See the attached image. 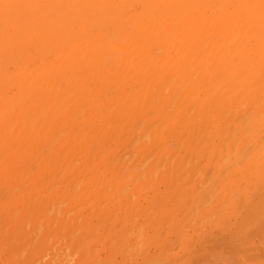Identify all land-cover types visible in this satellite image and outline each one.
Here are the masks:
<instances>
[{
	"label": "bare ground",
	"instance_id": "bare-ground-1",
	"mask_svg": "<svg viewBox=\"0 0 264 264\" xmlns=\"http://www.w3.org/2000/svg\"><path fill=\"white\" fill-rule=\"evenodd\" d=\"M258 20H262L264 22V0H0V189H1V187L4 188V190H3V188L0 190L1 191L0 199L2 198V200H5V202L8 204V206H6L7 204H5V202L0 200V208L4 209V214L2 213L3 211L2 212L0 211V213H1L0 216L3 215L2 217H6L5 213L7 211V208H9V211L15 208V211L17 213L19 209L21 210L22 208H24L23 205L24 206L27 205V209L29 207V209H28L29 212H28V210L25 209L26 208L25 207L24 208L25 210H22L23 212L19 211V214L17 213V215L20 217V220H19L17 215H16L17 218H14L12 216L13 214H15L14 210H13L14 212L12 211V213H13L12 215L9 214L11 212L7 211L8 214H7L6 219L8 220V222L5 221V222H7L5 225L2 224V222H1L2 229H0V231H1L0 234L4 231H5L3 233L4 235L6 234L7 231L9 232L8 234L12 233L11 235H13V232H15L14 234L16 235L19 232L20 233H26V231H27V234L29 232L31 234V232L34 231V230H32L34 228L30 227L31 229H28V227L26 226L27 219H29V217H30V219L28 220V221H30V222H28L30 224H28V225L32 226L33 224L37 225V223H39L38 221L40 219L37 220L38 218H44V219L48 218L47 209L49 211V210H53V209L57 208V206L54 207L55 205H52V207L49 206L51 209L48 207L47 202L50 199H51L50 202H52L53 200H55V201L57 200L59 202L56 204V205H58V207H60L61 203H62V205L64 204V206L66 207L67 210L69 208L74 210L75 207H76V209L78 207H80V205L78 207L75 206L74 208L71 207V205L72 206L74 205L71 203H73V201L76 200L75 195L79 194L77 192H80V190L82 189V188L80 189V186L84 187V185H85L81 180H78V177L80 178V175H82L80 173L83 172V173L87 174L88 176H90L92 179H94L95 174L97 173L98 167L100 165H103V163H102L98 166L99 160L100 159L104 160V158L109 156V155H112V156H110L111 158L116 156L115 155L116 154V149H115L116 147L114 148L115 149L114 150L111 146V144H114V142L116 140L115 135L118 138L120 137L119 139H121V136H120L121 134H122V136L123 135L124 136H126V135L131 136L132 135L131 133L135 130H137V131H135L133 133H137L136 135L140 134L141 132H143L141 130L142 129L141 127H143V129L145 128L147 130L148 126L146 124L148 122L146 121V123H145V120L148 118L147 116L150 113H152V111L149 113L150 110L156 111L155 112L156 115L153 117V119H156L154 121V123L157 122V120L161 121V123H163L164 121H166L167 117L170 118V116H168V115H171L169 113V112H171V110H168L169 107L170 108L172 107L171 109L176 111V109H174V107L176 108V106H178L179 103L181 104L183 102L182 99H184L185 97H184V94L182 95L181 93H185V95H186V91L184 89L187 86L186 82H188V79L190 82V83L188 82L189 87H190L189 90H191V88L194 87L191 85V82L193 85H195V87H198L196 85H200L202 83L201 81L206 82L207 76L204 72L205 70H203L204 67L202 68V66L201 67L199 66V67H197L198 69H201L200 70L201 73L198 70V72L200 73L199 75L196 71L197 68L196 69L194 68V72L197 73V74L195 73L196 76L198 75L197 77L196 76L194 77L195 80L194 79L192 81L190 80V78H193L192 75L194 74V72L192 73V75L187 74L188 77L186 79H183L182 77H180L184 80L183 83L181 81H179L183 84V87H181L182 84H180L181 89L177 88V87H179V84L176 83V82H178V79H176L177 81L174 84L175 86L173 85V89L176 92L179 91L178 93H180V96L176 92H175V94L172 93L173 92L172 86L170 84L168 86L167 83L170 82V80L172 79V77H174V75L177 73V71H179V70L181 71L182 68L185 69L186 67H188V66L190 67V65L195 63V62H192L186 66L185 64H187V61L188 62H191L192 60H197L196 62L203 61L202 63L204 64V62H209L210 60H214V59H222V60H228V61L239 60V61H242L244 63L245 62L248 63L251 60H260V61L264 60V32L260 31L258 29V27L256 25V22ZM247 42H250L252 44H250V43L247 44ZM245 45H247L248 47ZM251 46H255L256 50L253 51L251 49ZM184 60L186 62H182ZM179 62H182L184 64V66L182 65V63L180 65ZM214 64H215V61L212 64V67ZM210 65H211V63H210ZM242 65H243V63H242ZM257 67H259V66H257ZM229 68L230 67H228L227 69H229ZM262 71L264 72V70H262ZM202 72L206 76L205 80H203L204 75L202 74ZM229 72L230 71H228V73ZM238 74H239V72H238ZM185 76H186V74H185ZM185 76H184V78H185ZM189 76H192V77L189 78ZM216 76L217 75L215 74V77ZM220 76H218V78ZM225 76H226V74H225ZM225 76L223 75V77H225ZM240 76H239V78H240ZM177 78H179V77H177ZM196 78H198V80ZM263 78L260 77L259 79H263ZM166 80L168 82H166ZM185 80H187V81H185ZM205 82L203 84H205ZM256 82H254V83H256ZM217 83H219V82H217ZM229 84H227V85H229ZM224 85H226V83ZM238 85H239V83H238ZM252 85H254V84H252ZM252 85H250V86H252ZM202 86H204V85L201 84V88H202ZM195 87H194V89H195L194 91L192 89L191 91H188V92H196ZM260 87H262V86L260 85ZM226 88H227V86H226ZM256 88H258V87H256ZM168 89H170V90H168ZM177 89H178V91H177ZM182 89L184 91L181 92ZM222 89L223 88H221V90ZM247 89L244 88L245 91ZM231 90H233V89H231ZM256 90H254V91H256ZM259 90H257V91H259ZM167 91H168V93L170 91L171 92L169 94H167ZM206 91H208V90H206ZM240 91H242V90H240ZM257 91L254 92V95L252 94L253 92L250 95H248L249 93L247 94L249 96V99L250 100L252 99V103H253L252 104L249 102V105H248L249 107L251 106L252 108L253 107L255 108L256 105L254 103H256L260 99L261 96L260 97L258 96L259 98H256L257 95L260 94ZM260 92H261V90H260ZM262 92H263V90H262ZM224 93H227V91ZM232 93H233V91H232ZM256 93H257V95L255 96ZM171 94L173 96L177 95V98H176L177 100H175V104L176 103H178V104L175 106L173 105L174 104L173 100L175 97H173V100L171 101V98H172ZM169 95H171V96H169ZM187 95L188 96H186V98L187 97L189 98V94H187ZM224 95H226V94H224ZM251 95H253L252 97L253 98L255 97L256 99L253 100V98H250ZM169 97H171V98L169 99ZM215 97H216V99H218V96H215ZM235 97L236 98H233L234 100H236L237 97H239V96H235ZM247 97H246L245 101H247V99H248ZM199 98H201V97H199ZM261 98H263V97H261ZM212 99L214 102L213 96H212ZM249 99H248V101H249ZM197 100L198 99H196V101ZM210 102H208L209 104L207 103V106L205 105L207 108H209L207 110L208 112H210L209 111L210 107H211L210 104L214 105V103L212 102L211 99H210ZM233 102H235V101H233ZM226 103H227V101H226ZM241 103H242V101H241ZM259 103H261L260 100H259ZM251 104L254 106H252ZM195 105L194 106H195V111H196L197 103ZM262 105H263V103H262ZM189 106H191V105H189ZM214 107H216V106H214ZM249 107H248V111H249ZM257 107H258V104H257L256 108ZM204 109H205V107H204ZM204 109H203V111H204ZM243 109H244V107H242L240 109V111ZM167 110H168V112H167ZM173 110H172V112H174ZM191 110H192L191 114H193L195 112L193 105L191 106L190 111L187 114H189L191 112ZM246 110H247V108L244 109L243 111L247 112ZM211 111H212V107H211ZM218 111H219V109H218ZM233 111H235V110H233ZM233 111L231 110L230 112H232V114H233ZM147 112L149 114H147ZM165 112H167V113L165 114ZM184 112H185V108L183 110V113ZM206 112L203 113L204 116L205 115L207 116ZM216 112H217V110H216ZM244 112H242V111H241V113L238 112L240 115L239 114H236V115L237 116L239 115L242 119L241 115ZM247 113L244 115L249 116V114H247ZM258 113H259V111H258ZM184 114L181 113V115H183V116L178 115L179 116L178 117L179 118L178 123L183 118L189 117L188 115H187V117H185L186 114H185V116H184ZM191 114H190V116H191ZM153 115H154V112H153ZM153 115H151V116H153ZM172 115H173V113H172ZM206 116H205V118H206ZM229 116L231 117L232 115H229ZM207 117L209 118V115ZM144 118H146V119H144ZM173 118H174V116L172 117V119ZM141 119H144V121ZM243 119H245V118H243ZM203 120H204V123H202L203 121L201 120L202 126L197 121V123L199 124L198 126H201L199 128L196 125V122L195 123L193 122L195 125L192 124L194 126V128H195V126H197L195 128L196 131L198 128V130L201 129L199 131H202V133L204 132L203 134L201 132H199L200 135L201 134L203 135L202 137H204L205 130L207 129V127H206L207 125H205V123L208 119L206 118ZM225 120H227V119H225ZM140 121L142 123H144L145 125L144 124L142 125ZM229 121H231V120H229ZM183 122H185V120H182V122H180V123L183 124ZM134 123H135V125L140 124V125H138L139 127L136 128ZM154 123H152V124H154ZM158 123H160V122H158ZM158 123H155L154 127H157ZM161 123H160V125H161ZM178 123H176V126ZM207 123H209V125H210V119H209V121H207ZM227 123H228V120H227ZM152 124H150L151 127L148 129L149 131L147 130L148 133H150V131H151L152 136H154V135L157 136V134L159 136V134H162V133H159L158 131H157V134H155L156 130L160 129L159 128L160 126L158 127L159 129L156 128L154 130V127ZM203 124L205 125L206 128H204ZM226 124L223 125L222 127L224 128V126H227L228 128H230L232 126L231 125L229 127V125L231 123L229 125H226ZM209 125H208V127H209ZM130 126L132 127V129H134L133 128V126H134L135 130H133L131 132L132 129L130 128ZM145 126H147V128ZM219 126H221V125H219ZM152 127H153V129L151 130ZM169 127H170V125H169ZM177 127H179V124ZM177 127H175V130H174V127H172L173 129L169 128V130H167L169 132L170 136L167 135L168 133L166 131V133H167L166 135L169 136L171 140H172L171 137L173 136L171 133L176 131ZM187 128H188V126H187ZM194 128H192V129H194ZM221 128L218 129L219 132H222ZM261 128H262V126H261ZM139 129H140V133H138ZM202 129H205V130L203 131ZM170 130H174V131L170 132ZM254 130H256V129H254ZM225 131H227L226 128H225ZM206 132H208V131H206ZM148 133H147V135H149ZM175 133L176 132H174V135H175ZM180 133H182V131ZM222 133L224 134V132H222ZM140 135L142 136L141 138L146 137V133H144V136L142 135V133ZM140 135L137 137H140ZM184 135L186 136V138L188 136H189L188 138L192 137L191 133H190V135L187 134L188 136L183 133V136ZM219 135H221V133ZM194 136L196 137V140L194 137H192V139L194 141H196L195 143H197V145L193 142V140L190 142L189 139L185 138L187 141L183 140L182 147H180L182 138H179V139H181L180 145L178 144L176 146L177 151H176L175 155L173 153V156L175 158L176 157L178 158L177 152H179L178 155H179V158H181V159L178 158V160H177V158L175 159L173 157L174 160L172 159V161H170V158H172L171 157L172 153L170 154L168 159L163 157V160L165 158V160L167 159V161H168L166 164H163V165H165V167H168V168H165V171L163 170L165 174L163 173L162 170L161 171L159 170L160 176L158 174L159 179L158 178L157 179H158V181L159 180L161 181L162 175H167V176H165V177L163 176V177L166 180H168V179L169 180H168V182L167 181L164 182V180H163L162 185L167 182L165 184L166 186L171 184L172 187L175 186V188H176V186L178 185V187L176 189L181 191L180 187L182 186V191L184 190L183 189L184 185H180L181 182H179V181L177 184H176V182L181 177L186 178L187 175L190 177V174H193V173H191L192 172V168H191L192 166L190 165L191 167H189L188 171L191 170V172L189 173V172H186V170L183 171L184 168L186 169V167H184V165L186 166V165L191 164L192 160L194 158L196 160L197 158L194 157L192 160H187L190 163L189 162L182 163V162H185V161H183L184 158H185L184 160H186L191 155V153L189 154L187 152H189L192 149H193L192 151H194V148H192V147H194L195 145H196V147L199 145L198 149H200V147H201L199 144L201 142V138L199 140L198 139L199 135H197L195 133H194ZM123 137H122L123 142H127L128 144L131 143V145H129L130 147L127 145V147L130 148V149L128 148V150L126 148L127 152L129 150H130L129 153L134 154V152H135L137 157H138V154H140V153L137 154V150H139V148H140V150H139V152H140L141 149L143 148L142 142L143 143L146 142L145 139H147V137L149 138V136H147L145 139H142L143 140L142 142H140L138 140L141 138H136V140H135L136 136L131 141H130V139H129V141H127V138H125L126 140H124ZM174 137L175 136H173V138ZM152 138H150V140H148V143H149V141L151 144H153V142H154V144H157V145L153 144V148L155 149V147H156V149H157V147L160 145L161 142L157 143L158 141L155 138H158V137H155V138L152 137ZM237 138H238V136H237ZM245 138H247V137H245ZM170 139L168 138V141H170ZM213 139H211V140H213ZM225 139H226V137H225ZM153 140H156V142ZM197 141H199V142H197ZM103 142H107V143L110 142V143L108 144V146H104ZM137 142L138 143L140 142L141 146L138 147V145H137V147H136L137 150L133 152L132 147L135 146L134 144H137ZM206 142H204V143H206ZM132 143H134V144H132ZM187 143H189L190 145L192 143H194L195 145L194 146L188 145V148L186 149L185 147H187L186 146ZM224 143H225V141H224ZM144 144H143V146H144ZM114 145L116 146V144H114ZM201 145H202V143H201ZM229 145H231V144H229ZM263 145H262V147H263ZM119 146H121V142H120ZM149 146H150V144H149ZM149 146H147V145L144 146L145 149H142L141 153H143V154L142 155L140 154L141 156L144 155L143 157H145V158H146V156L147 157H149V155L151 156V153H149V154L146 152H145L146 154L144 153L145 150L146 151L148 150V152H150V150L153 149V148H151L149 150L148 149V148H150ZM223 146H224V144H223ZM125 147L126 146L124 144V148H122V149L125 150ZM151 147H152V145H151ZM178 147L180 149H178ZM122 149H121V151L123 152ZM185 149L187 150V152H184V151H186ZM230 150H231V148H230ZM118 151H120V150H118ZM180 151H182V153ZM192 151H190V152H192ZM197 151H199V150H197ZM222 151H224V149H222ZM257 151H258V149H257ZM120 152H119V154H117V156L115 157L116 159H114V161L118 160L120 158V156L123 153H125V152H123L120 155ZM207 152H209V151H207ZM129 153L126 155L130 156ZM168 153H170V152H168ZM168 153H167V155H169ZM183 153L186 155H184ZM194 153L195 152H193V154ZM132 154H131V156H132ZM187 154H189V155H187ZM238 154H240V153H238ZM123 155H122V158H124ZM126 155H124L125 158H126ZM157 155H159V153ZM157 155L154 157L155 159H156ZM262 156H263V154H262ZM134 157H135V155H134ZM137 157H135L137 159V161H135L136 159L134 158L135 162H138L139 157L138 158ZM143 157H141V159H140L141 161L139 160L140 162H142V160L145 161ZM192 157L193 156H190V158H192ZM212 157H214V155ZM132 158H133V156H132ZM129 159H131V157ZM105 160H106V158H105ZM119 160L122 161L123 159H119ZM210 160H212V159H210ZM123 161H124V163L126 162V164L129 166V161H126V159ZM149 161L148 162L151 164L152 160H149ZM174 161H177V163L179 162V165ZM112 163H113V160H112ZM168 163H170L169 164L170 166L168 165ZM120 164H122V163H120ZM126 164H125V167H122V169L123 168L126 169V167H127ZM137 164H139V163H137ZM176 164L178 166V167L177 166L176 167L179 169H177L175 167ZM108 165L110 166L111 164H108ZM163 165H161V166H163ZM171 165L172 166L174 165V167H171ZM247 165H249V164H247ZM262 165L263 164H261V166ZM244 166H246V165H244ZM145 167H146V165H145ZM104 168H106V167H104ZM152 168H153V165H152ZM172 168H174V171H176V173H178L180 171V173L177 174V176H179L178 179H177V176L175 175L176 174L175 172H174L175 173L174 176H176V177L173 176V170L171 171ZM259 168H260V166H259ZM103 169H101V170H103ZM124 169H123V171H124ZM133 169L135 170V169H137V167L132 168V170ZM140 169L142 171V168H140ZM140 169H138V170L140 171ZM148 170L151 171L153 169L150 170L149 165H148ZM112 171L113 170H111V173H112ZM118 171H120V170H118ZM141 171L139 173H141ZM145 171H147V170H145ZM182 171H183V173H182ZM255 171H256V169H255ZM121 172H120V174H121ZM138 172L136 174V177L134 176V178H136V179L138 178V175H139ZM148 172H146L145 175L149 174ZM76 173H78L77 174L78 176L76 178L77 180L72 179V177H74V175H76ZM107 173H108V170H107ZM132 173H131V175H132ZM207 173L208 172L206 171V175H207ZM116 174H115V177H117ZM170 174H171V176H169ZM182 174H184V175H182ZM127 175H128V173H127ZM127 175H124V176L126 177ZM103 176H104V174L102 175V177ZM85 177L86 176H84V178ZM154 177L152 178V180L154 179ZM82 178L83 177L81 176L80 179H82ZM134 178H133L134 182L136 183V181H137V182H139V184L138 183L135 184L134 182L131 183L132 185H134V188H136L135 192H134V190H132V192L142 194V191L139 192L140 188L138 189V186L140 185V180L138 181ZM115 179H114V181L111 180L112 183L116 182ZM139 179H141V176L139 177ZM188 179H187V181L189 182ZM103 180H106V178H104ZM170 180H172V182L174 180L175 183H171ZM232 180H234V179H232ZM100 181H101V179H100ZM155 181H156V179H155ZM101 182H100V184H98L99 186L102 184ZM145 182L147 184L148 180L147 181L145 180L144 183ZM148 183H150V182H148ZM168 183H170V184H168ZM174 184H176V185H174ZM201 185H203V184H201ZM156 186H158V185H156ZM69 187H71V189H72L71 192L74 194L68 192V191H70ZM92 187L94 188L95 186L92 185ZM172 187L170 186L171 193L168 192L169 193L168 194L166 192L168 194V196H170V197L172 196V198L175 197V200H176V198H179L180 203L183 201V199L186 200L183 202H187V203L190 202V201H188L189 198L184 196L186 193H189V192H187L186 190H185V194H184V192H181L180 193L181 197H182V199H181L179 196L180 194L179 195L175 194V196H174V193H178L179 191L176 189L173 191ZM73 188H74V191H73ZM87 188H89L88 185H87L86 189ZM99 188L101 189V187H98V189ZM132 188L133 187L131 186V189ZM158 188H159V186L157 187V189ZM170 188H166L165 190L170 189ZM46 189H48V190L46 191ZM77 189H79V190H77ZM102 189L103 190L106 189V186L104 187L102 185ZM137 189L139 191H137ZM162 189L164 191V188H162ZM230 189L231 188H229V190ZM17 190H19L20 193ZM51 190H53V191L56 190V193H55V191H54V193L57 197H56V199L49 198V200L47 201L48 197H46V196H48L49 194H46V193L48 191H49V193L52 192ZM112 190H109L106 192H104L105 190L103 191L104 195L100 196L101 200L99 198L100 203L105 202V201H102V196H104L103 198H108V193L109 192L113 193ZM120 190H121V187H120ZM150 190H151V188H150ZM44 191L46 193H44ZM126 191H127V189H126ZM203 191H204V189H203ZM2 192H4V194H2ZM103 192H101V193L103 194ZM127 192H128V194L131 193L129 190ZM193 192H194V190H193ZM5 193H6V195H5ZM81 193H84V190H81ZM97 193H96V195H97ZM118 193H120V192H118ZM122 193H123V191H122ZM151 193L152 192L147 191V194L145 195L146 197H145L144 201L147 200V195H149ZM157 193L160 194V190ZM164 193H165V191H164ZM141 194H139V195H141ZM52 195H49V196L53 197ZM79 195H81L82 197L84 195V199H85V195H87V194L84 193V194H79ZM90 195L91 194H89V196ZM151 195L148 197V199L150 201H151ZM258 195L259 196L262 195L263 197L262 196L258 197ZM258 195L255 194L257 199L254 197H253V199L254 200L255 199L260 200V202L263 204L264 200H262V198H264V193L258 194ZM127 196H129V195H126V197ZM186 196H189V195H186ZM5 197H6V199H5ZM124 197H125V195L123 196V198ZM133 197L129 198V201L132 202V200H134V202H132V203L134 204V206H136L139 203L138 202L139 199L136 200L138 197H136L135 199H133ZM165 197L167 198L166 194H165ZM183 197H185V198H183ZM110 198L111 197H109V200H110ZM121 198H122V196H121ZM125 198H124V200H125ZM139 198H141V196H139ZM258 198H260V199H258ZM156 199H158V201H157L158 203L156 204L155 201H154V203L157 205V207H155L154 204H152L150 209H154V211H156L155 209L159 208V206H161L159 209L161 212L159 210H157V212L155 213L154 211H151L149 209V211L154 212V213H151L148 211V213H151V215L150 214L146 215L145 211H144V213L141 212L143 210L140 207L142 205L141 202H140V204H138V206H136L137 209L140 208L139 210H137L136 207H134L132 203H128L127 202L128 200L126 201L127 204L125 203V205H123L124 203L121 204L120 203L121 201H120L119 206H116V205L115 206H116V208H119L118 209V210H120L119 212L124 211V213H125V211H127L126 213H129L128 216H131V215L134 216V220H132L133 219L132 216L129 218H132L131 222L135 223L136 217H138L137 213L143 214V216H142V214L139 215L140 219H141V216L143 217V219H144V216H145V218H147L146 216H149V217L151 216L152 219L154 218V220H155V216L158 212H160L157 214L158 216H159V214H161V216H159V218H160V217H162V214H164L162 212L167 211V213L164 214V215H166L164 217H167V214L172 212L171 211L172 207H170L169 205H168L169 208L166 207L167 204L164 203L165 201H166V203H168V202L170 203V201H171L172 203H174V205L175 204L178 205V207L179 206L183 207V205H184V204L179 205V202H177L178 204L175 203L176 201H174V202L172 200L168 201V199L164 200L163 197L161 199H160V197H157V198H155V200ZM86 200H88V199H85L84 203H86ZM93 200H94V198H93ZM161 200L162 201L164 200V201L162 202ZM179 200L177 199V201H179ZM88 201L91 203V200H88ZM106 201H107V199H106ZM141 201H143V200H141ZM44 202L46 204H43ZM89 202L86 204H88V206L90 205V207H91L92 204H90ZM136 202H137V204H136ZM255 202H259V201H254V204L249 203L250 205L252 204V207L249 204H247V203L246 204L249 205L248 206L249 209L251 207V211L255 210L256 207L258 208L261 206V208H258L260 210L256 209L254 212L252 211L253 216H251L252 215L251 211L248 209L249 211L248 210L247 211L250 213V214L248 213V215H250V217L247 218L248 217V215H247L246 218L248 220L244 217L246 219V221L243 220L245 223L241 221L242 223H240V224H241V226H243L242 225L243 223L246 225V224H249V222H253L254 227H253L252 223H250L252 226L249 224L251 231H253V229H254V231L256 229L258 231L259 228H260V230L261 229L264 230V228H262V227H264V221H263V219H264V213H263L264 204L259 205L258 203H256L257 204L256 205ZM2 203H4V205ZM53 203L54 202H52V204ZM65 203H68L67 204V206L69 205L68 208H67ZM95 203H94V206H95ZM98 203L99 202H97V204ZM152 203H153V201H152ZM241 203L242 202H240V204ZM34 204H37V205L35 206ZM106 204H109V202H107V203L105 202V204L101 203V205H106ZM128 204L129 205L131 204L129 210H127L128 206H129ZM147 204L148 203L146 201L145 206ZM30 205L31 206L34 205V207L39 208V209L34 208L35 209L34 214H39L40 216L34 215L32 213L33 212V206L31 207ZM62 205H61V207H62ZM113 205H114V203H113ZM126 205H128V206L125 207L126 209L124 210V206H126ZM164 205H166V206H164ZM98 206L100 208V205H97L96 206L97 210H98ZM106 206L108 207V205H106ZM120 206L121 207L123 206L122 210L120 209ZM253 206H255V208ZM2 207H4V208H2ZM5 207H7V208L5 209ZM44 207H47L46 211H45ZM65 207H63V208H65ZM162 207H163V209L166 208L167 210L166 209H165V211L162 210L161 209ZM16 208L18 210H16ZM31 208H32V210H30ZM42 208H44V209H42ZM96 208H94V209H96ZM113 208H114V206H113ZM252 208H254V209H252ZM76 209L74 210L75 211L74 214L72 213L73 210L69 211L68 213H71L69 215H72V214L75 215V213L77 211ZM87 209H85L86 213L89 211L91 212V210H92L91 208H90L91 210L88 209L89 211ZM94 209H93V211H94ZM146 209H147V207H146ZM224 209H222V210H224ZM231 209H233V208L231 207ZM38 210H39V212H38ZM61 210H62V208H61ZM61 210L55 209L53 211L58 214V217H60L58 211H61ZM108 210L110 211L111 209L108 208ZM118 210L116 212H118ZM174 210H176V209H174ZM30 211L32 214L30 213ZM83 211H84V209H83ZM93 211H92V213H93ZM105 211H107V210H105ZM134 211H135V213H134ZM176 211L179 212L178 210H176ZM20 212L22 213V217L24 216L23 214H25L26 218L24 219V217H23L24 220H21L22 217H21ZM27 212H28V216H26ZM50 212L51 211H49V213ZM65 212H66V210L64 211V214H65ZM79 212H80V214L82 213L81 211H79ZM175 212H172L171 213L172 215L171 214L168 215V217L171 220L173 218L172 221H169L170 219L168 217L164 218V220L166 221L168 219L167 220L168 223L173 222L176 219L175 216H177V215H175L177 212L176 213ZM181 212L182 211H180V213ZM183 212H184V210H183ZM29 213H30V216H29ZM89 213H87V215H89ZM105 213H107V212H105ZM105 213H104V215H105ZM111 213H112V211H111ZM126 213L124 215H121L119 213V216L122 217V218L120 217V221H121V219L123 221V218H125ZM133 213L136 214V216L133 215ZM254 213H256V214H254ZM258 213H259V215H257ZM62 214H61V216H62ZM152 214L153 215L155 214V216L153 217ZM8 215H11V217L10 216L8 217ZM42 215H43V217H41ZM44 215H45V217H44ZM53 215L56 216L55 214H53ZM69 215H64L63 219L66 216L70 217ZM84 215H85V212H84ZM84 215L83 216L79 215L80 216L79 217L76 214L75 217L77 216L76 218L79 217V219H81V217L84 218ZM87 215H85V217H87ZM109 215H110V213H109ZM115 215H116L115 218L113 217L114 219L111 218L109 220L110 226L105 227V230L108 231V232L106 231L107 236L102 237L104 235V234H102L101 235V237H102L101 241L105 237H106L105 238L106 240L108 239V237L110 238V236L114 234V233H112L113 231L115 232L114 235L116 237V235L121 231V228L124 229L122 227V225L129 223L128 222L129 221L128 216H126L127 222L124 219V221H123L124 223L123 222L120 223L119 220L117 221V219H119V218H116L119 216H117L116 213H115ZM90 216H92V215H90ZM158 216L156 218H158ZM34 217L36 220L34 219ZM58 217L56 216L54 218L57 220ZM75 217H73V218H75ZM96 217H98V216H96ZM107 217H109V216H107ZM110 217H112V216L110 215ZM254 217H255V219H254ZM13 218H14V221L18 220L20 225H21V222L25 221V223L23 222L21 225L23 228L21 226H18L19 224L16 222L20 231L18 229H17L18 231L14 230V225L16 223H14L12 221ZM88 218L89 217H87L85 219H88ZM250 218H252V219H250ZM257 218L258 219L260 218V219L258 220ZM261 218H262V220H261ZM44 219H42V220H44ZM63 219L61 221L62 223L65 222ZM68 219L69 218L66 217L65 220L67 221ZM71 219H72V217H71ZM106 219H109V218H106ZM106 219L103 221L102 220H98V221H100L99 222L100 224L103 222V223H106V225H107L108 221ZM115 219H116V221L114 223L119 224V226H117V227L119 228L120 231L116 227L117 229L115 228V230H113V228H112L111 229L112 231L110 233V227H111L110 222L112 220L114 221ZM148 219L149 218H147L146 220H148ZM158 219H156V222H157L156 224H153V223L150 224L149 223V225L151 227H152V225H154L152 231L154 230L155 226L157 227V225L158 226L161 225L159 227L163 226L162 225L163 223L158 224L159 223ZM253 219L256 222H254ZM2 220L3 219H1V221ZM59 220H61V219H59ZM59 220H58V223H59ZM81 220L83 221V219H81ZM81 220H79L80 223H83ZM260 220L263 221V223H262L263 226L262 225L259 226ZM10 221L13 224H11ZM31 221L32 222L36 221V222L32 224ZM79 221H77V222L79 223ZM148 221H146V222H148ZM165 221H163V222H165ZM55 222L56 221H54V223ZM68 222H69V224L71 222V225L75 224L74 222L72 224V221H70V220ZM131 222H130V224H132ZM137 222L139 223L138 220H137ZM140 222H142V221L140 220ZM144 222L145 221H143V223ZM151 222H153V220H151ZM8 223H9V225H8ZM78 223L75 224L76 228H78L77 227ZM103 223H102V226L104 225ZM23 224H24V226H23ZM115 224H114V227H115ZM120 224H121V226H120ZM130 224H129V226H130ZM255 224H258L257 226H259V227L257 228V226H255ZM1 225H0V227H1ZM11 225L13 226L14 231L11 230V228H12ZM132 225H135V224H132ZM165 225H166L165 227L167 228V223H165ZM237 225H238V223H237ZM5 226H7V228H5ZM9 226H10V228H9ZM56 226H57V224H56ZM102 226L98 225V227L99 228L101 227L103 230L104 228ZM124 226L126 229L127 225H124ZM35 227L37 228V226H35ZM70 227H72V226H69V228H67V225H66V230L68 229L69 232H71ZM75 227H72V228L74 229ZM90 227H91V225H90ZM98 227L96 225V227L94 229H92L93 232H94V230L96 231V228H98ZM147 227H148V225H147ZM151 227H150V229H151ZM245 227H247V228L244 229V227H243V230L241 231V233H239V231H238V234H239L238 237H240V234L244 233L243 232L244 230L248 231L247 233L252 234V232H250V229L247 230L249 227L247 225ZM20 228H22V229H20ZM53 228H55V227H52L51 229L53 230ZM76 228L74 230H76ZM106 228H108V229H106ZM240 228L242 229V227H240ZM3 229H4V231H3ZM87 229L86 230L89 233V230H91V229H89V227H87ZM98 229H97V231H98ZM236 229H239V228H236ZM9 230H11V232ZM86 230L84 231L85 233L83 232L84 235H89L88 233L86 234ZM92 230H91V234H92ZM260 230H259V232L263 231V230H261V231ZM157 231L159 232L158 228H157ZM234 231H235V229H234ZM257 231H255V232H257ZM69 232L67 233L68 234L67 236H69V234H72L73 231L71 233H69ZM100 232L102 233V231H100ZM259 232H257V233H259ZM109 233H110V236H108ZM233 233L234 234L231 233L232 237L237 232L235 231ZM3 234H2V236H4ZM80 234H82V233H80ZM253 234H254V232H253ZM15 235H14V237L16 238L17 235L16 236ZM84 235L82 236L83 239L84 238L87 239L88 237L86 238V236H84ZM123 235H121V236H123ZM236 235L233 238L231 237V239H229L230 237L228 238L230 241L234 240L235 241L234 244L236 242L238 243V240H239V239L237 241L235 240L236 238H238V237H236ZM23 236H25V235L23 234ZM73 236H75V235H73ZM92 236L90 235L89 238ZM119 236L120 235L118 234L119 239L116 242L121 245L122 240L120 241ZM247 236H249V235H247ZM8 237H10V236L8 235ZM19 237L17 239H19ZM98 237L100 238V236H98ZM133 237H134V235H133ZM172 238L174 239L175 237H172ZM4 239L5 238H3V240ZM13 239L14 238H12V240ZM83 239H81V240H83ZM105 239L103 241H106ZM122 239H123V237H122ZM126 239H127V237H126ZM128 239H129V237H128ZM242 239H244V238H242ZM242 239H240L239 243L242 242L241 241ZM87 240H84L83 244H85L84 242ZM101 241H100V243H102L104 245L103 241L102 242ZM111 241H113V239H111ZM123 241H125V240L123 239ZM243 241H245V240H243ZM15 242H16V240H15ZM15 242L13 241L12 246L16 245L17 242L16 243ZM107 242H106V244H107ZM164 242L166 243V241H164ZM95 243L99 244V241L97 240V242H95ZM122 243H124V242H122ZM131 243H133V242H131ZM220 243H221V241H220ZM103 245H101L102 248H103ZM212 245L214 246V244H212ZM215 245L217 246V244H215ZM221 245H222V243H221ZM110 246H113V245H110ZM216 246L214 247L215 249H216ZM227 246H229V245H227ZM71 247H69V248H71ZM95 248H94V251H95ZM115 248L117 249L118 247L116 246ZM161 248L162 247L159 248V252H160ZM211 248H212V246H211ZM255 248L257 249L258 247H255ZM105 249H106V247H105ZM215 249H212V250H215ZM240 249H241V247L239 248V250ZM100 250H102V249H100ZM103 250H104V248H103ZM166 250H168V249H166ZM219 251H221V253H222L223 250L222 249L217 250V253ZM224 251H226V250H224ZM114 252H115L114 257H115V255L116 256L119 255V254H116L117 252L115 250H114ZM221 253H220V255H221ZM262 253H264V251H262L261 254ZM242 254H243V252H242ZM261 254H256V255L262 256ZM224 255H226V254H224ZM243 255L245 256V254H243ZM249 255L251 256L254 254H249ZM228 256H229V258H228L229 260L228 259L227 260L229 262L230 261L232 262V258L230 259V255H228ZM250 256H248V257H250ZM260 256H257L254 258L257 259ZM99 257H101V256L99 255ZM216 257L219 259L218 255L214 256V258H216ZM222 257L224 258V256L221 255V257H220L223 261L221 264H226L227 263L226 260H224ZM231 257H233V256H231ZM245 257H244V259L247 260L246 259L247 257L246 258ZM90 258L88 257V261H90L89 260ZM198 258H200V257H198ZM214 258L213 257L209 258V259H212L211 264H214L216 262V259H214ZM236 258H237V256H236ZM85 259L83 260V262L85 261ZM92 259H94V263L97 262L96 264H98V261H96V260H100V258L95 259V257L91 258V261H92ZM122 259H124V258H122ZM153 259H155V258H153ZM205 259H206V261L203 260V262L205 261V264H206L207 263V257ZM221 259H220V261H221ZM253 259H251L252 262L254 261ZM195 260H196V258H195ZM234 260L236 261V259H234ZM237 260L239 261L240 258L238 257ZM119 262H120V260H119ZM194 262H196V261H194ZM217 262H216V264H218ZM254 262L256 264L257 260ZM262 262H264V261H262ZM197 263H195V264H197ZM200 263H202V262H200ZM208 263L210 264V262H208ZM85 264H86V262H85Z\"/></svg>",
	"mask_w": 264,
	"mask_h": 264
},
{
	"label": "rangeland",
	"instance_id": "rangeland-1",
	"mask_svg": "<svg viewBox=\"0 0 264 264\" xmlns=\"http://www.w3.org/2000/svg\"><path fill=\"white\" fill-rule=\"evenodd\" d=\"M256 25H257V27H258V29L260 30V31H263L264 32V22L262 21V20H258L257 22H256ZM261 28V29H260ZM263 29V30H262ZM250 42H247V44H249ZM250 44H252V43H250ZM245 46H247V45H245ZM248 47V46H247ZM251 49L254 51V50H256V47L255 46H251ZM197 60H192L191 62H188L187 61V64H185L186 66L189 64V63H192V62H195L194 64H192V65H190V67L188 68V67H186L185 69H183L182 67L184 66V64L182 63V62H186L185 60L184 61H182V62H179L180 63V65H181V63H182V70L179 72V71H177V73L174 75V77H172V79L170 80V82H168L167 80H166V82H168L167 84H168V86H169V84L172 86V90H173V92L172 93H174L175 94V92L176 91H174V89H173V85L175 84V82L177 81L176 79H178V82H176V83H178L179 84V87H177V88H180L181 89V87H183V82H184V80L183 79H186L187 77H188V75L187 74H191L192 75V73L194 72V68L196 69L197 67H201L202 66V68H203V70H205L204 72H205V74H206V76H205V74H203V72H202V74L204 75L203 76V80H205L206 78H207V80H206V82L205 81H201L200 83L202 84V85H204V86H202V88H201V84L200 85H196V86H198V87H195V85H193L192 84V82H191V85L192 86H194L195 88H196V92H188V91H191L192 89H193V91L195 90L194 89V87H192L191 88V90H189L190 89V87H189V84H188V82H189V79H188V82H186L187 84V86L189 87H187L186 85V87H185V91H186V95H185V93H181L182 95L184 94V99H182L181 97V99L183 100V104L181 103H179V105L178 106H176V108L174 107V109H176V111H174L173 109H171L170 107H169V109L168 110H171V112H172V110L174 111V112H172L173 113V115H172V113L171 112H169L171 115H168V116H170V118H168L167 116V118H166V121H164L163 123H161V121H158L157 120V122H155V123H158V122H160L161 123V125H160V123H158V126L157 127H154V121L156 120V119H153V117L156 115L155 114V110L153 111V110H150L149 111V113L152 111V113H148L147 112V114H149L146 118H144V119H146L145 120V123H146V121L148 122L146 125L148 126V128H147V126H145L146 128H147V130L151 127V125L150 124H152V123H154V124H152L153 125V127H154V130L157 128V129H159V130H156V133L155 134H157V131L159 132V133H162V134H159V136H158V134H157V136L156 135H154V136H152L151 135V131H150V133H148V131L145 129H143V127H141L142 129V131L143 132H141L142 133V135L144 136V133H146V137L147 136H149V138L147 137V139H145L146 137H144V138H141L142 136L140 135L141 133H140V129L138 130V133H140V134H138V135H136L137 133H133V132H135V131H137V130H135V127L137 128V127H139L138 125H140V124H138V125H135V123H134V125H135V127L133 126V128L134 129H132V127L130 126V128L132 129L131 130V132L133 131V130H135V131H133L130 135L131 136H122V134L120 135L121 136V139H119L116 135H115V137H116V140H115V142H114V144H116V146L114 145V144H111V146H112V148L114 149L115 147V149H116V156H117V154H119V152L121 151V149L122 148H124V144H125V150H123V152H127V150H128V148L130 147L129 145H131V143H127V142H123V140H122V137H123V139L124 140H126L125 138H127V141H129V139H130V141L135 137V140H136V138H141V139H139L138 141H140V142H142L143 140L142 139H145L146 140V142H142V149H145V145H147V146H149V144H150V148H148L149 150L151 149V148H153V144H154V142H153V144H151L150 143V141H149V143H148V140H150V138H152V137H158V138H155L158 142L157 143H159V142H161L160 143V145L157 147V149H156V147H155V149L153 148L152 150H150V152H148V150L146 151H144V153L146 152V153H151V156L149 155V157L151 158H149V157H147L146 156V158L145 157H143V156H141L143 153H141L142 152V149H141V151L139 152V150H140V148H139V150H137L136 149V147H137V145H138V147H140L141 146V143L139 142H137V144H134V143H132V144H134L135 146H133L132 147V150H133V152L134 151H136L137 150V154L138 153H140V154H138V157H139V159H138V162H135V161H137V159L135 158V157H137V155H136V153L134 152V154H132V153H129L130 152V150L126 153V154H128L129 153V155L130 156H128V155H126L125 153H123L122 151L120 152V155L123 153L124 155H126V158H125V156L123 155V157L124 158H122V155L120 156V158L119 159H123V160H125L126 159V161H129V166L126 164V162L124 163V161L122 160H115L114 161V159H116L115 157L116 156H114V157H110V156H112V155H109V156H107V157H105L106 158V160H105V158H104V160H99V162H98V166L100 165V164H102L103 163V165H100L99 167H98V170H97V173L95 174V177H94V179H92L90 176H88L87 174H85V173H80V174H82V175H80V178H81V176L83 177L82 179H80L79 177H78V180H81L85 185H84V187H81L80 186V189L81 190H84V193L85 194H87V195H85V199H88V200H91V203L88 201V200H86V203H90V204H92V206L90 207V205L88 206V204H86V203H84V201H85V199H84V195H83V197L81 196V195H79V194H84V193H81V190H80V192H77V193H79V194H76L75 195V198H76V200L75 201H73V203H71V204H74L73 206L71 205V207H75V206H79L80 205V207H78L77 209H76V207L74 208V210L76 209L77 211H76V213H75V215L77 214L78 216L80 215V216H83L84 215V212H85V215H87V213H89L90 211L88 210V209H90L91 210V212L89 213V215H87V217H89L88 219H85V218H87V217H85V215H84V218H82L81 217V219H83V221L81 220V219H79V217L78 218H76L75 217V215H73L74 214V210L73 209H71V208H69L68 210L66 209V207L64 206V204L62 205V203L60 204V207H58V205H56L57 203H59L57 200L55 201V200H53L52 202H54L53 204H52V202H50L51 201V199L49 200V198H53V199H56V195H55V193H56V190H54L55 191V193H54V191L53 190H51L52 192H50L49 193V191L46 193L45 191H44V193H46V194H49V195H52L53 193V197H50L49 195L48 196H46V197H48V199H47V205H48V207L49 206H51L52 207V205H55L54 207H56L57 206V208H55V209H59V210H61V208H62V210L61 211H58L59 212V215H60V217H58V214L57 213H55L53 210H55V209H53V210H49V211H51L50 213H49V211H48V209H47V212H48V218H46V219H44V218H38L37 220H39L38 222L39 223H37V225H34L33 223H35L36 221H34V222H32V226L30 225H28V224H30V223H28V222H30V221H28L29 219H30V217H29V219H27V221H26V226L28 227V229H31V228H34V229H32V230H34V231H32L31 232V234H30V232L27 234V231H26V233H17L16 235H17V237L15 238L14 237V233L15 232H13V235H11V234H8L9 232L7 231L6 232V234L4 235L3 233L5 232L4 231V229H3V231L4 232H2L1 234H0V236L2 237H0V263L1 264H85V262H86V264H96V263H94V259H92V261H91V258H94L95 257V259H99L100 258V260H96V261H98V264H195V263H197V264H205V261H206V257H207V263L208 262H210V264H211V260L212 259H209V258H214V256H216V255H218V257H219V259L216 257V258H214V259H216V262L218 263V264H221L223 261H222V259L220 258L221 257V255H223L224 256V260H226V262L228 263V264H255V262L254 261H256L257 260V262H256V264H264V262H262V261H264V253H262L261 254V252L262 251H264V230L263 229H261V230H263V231H261L260 230V228L258 229V231H257V229L255 230V231H257V232H259V230L261 231V232H259V233H257V232H255L254 231V229H253V231H251V229H250V223H252V225H253V222H249V224H246L249 228L247 229V230H249L250 229V232H252V234L251 233H247L248 231H243L244 233H242V234H240V237H238L239 236V234H238V231H239V233H241V231L243 230V227H244V229H246L247 227H245L246 225L244 224L245 222L244 221H246V219L247 218H249L250 217V215H248V211L250 210L251 211V207H252V204H254V201H259V202H255V204L256 203H258L259 205H263L261 202H260V200H256L257 199V197L255 196V194H263L264 193V72L262 71V70H264V60H251V61H249L248 63L247 62H242V61H239V60H237V61H228V60H222V59H214V60H210L209 62H204V64L202 63L203 61H198V62H196ZM214 61H215V64L213 65V67H212V64L214 63ZM228 62V63H227ZM260 62V63H259ZM210 63H211V65H210ZM241 63V64H240ZM242 63H243V65H242ZM250 63V64H249ZM263 63V64H262ZM200 64V65H199ZM203 64V65H202ZM227 64V65H226ZM232 64V65H231ZM238 64V65H237ZM257 64V65H256ZM196 65V66H195ZM222 65V66H221ZM241 65V66H240ZM249 65V66H248ZM255 65V66H254ZM224 66V67H223ZM257 66H259V67H257ZM228 67H230L229 69H227ZM243 67V68H242ZM254 67V68H253ZM257 67V68H256ZM212 70H210V69ZM237 70H236V69ZM241 68V69H240ZM247 68V69H246ZM259 68V69H258ZM225 69V70H224ZM232 69V70H231ZM256 69V70H255ZM198 70L200 71L201 69H198L197 68V73H198V75L201 73V71H200V73L198 72ZM225 72H224V71ZM228 71H230L229 73H228ZM244 71V72H243ZM259 71V72H258ZM183 72V73H182ZM215 72V73H214ZM217 72V73H216ZM238 72H239V74H238ZM196 72H194V74L192 75L193 76V78H190V77H192V76H189V78H190V80L192 81L193 79H194V77L196 76V74H195ZM223 73V74H222ZM242 73V74H241ZM185 74H186V76H185ZM215 74L217 75L216 77H215ZM225 74H226V76H225ZM233 74V75H232ZM197 75V76H198ZM221 75V76H220ZM223 75L225 76V77H223ZM241 75V76H240ZM251 75V76H250ZM260 75V76H259ZM184 76H185V78H184ZM196 76V77H197ZM218 76H220L219 78H218ZM239 76H240V78H239ZM177 77H179V78H177ZM180 77H182V78H180ZM201 77V76H200ZM206 77V78H205ZM243 77V78H242ZM251 77V78H250ZM257 77V78H256ZM260 77H262L263 79H259ZM174 78V79H173ZM199 78V77H198ZM198 78H196L197 80H198ZM202 78V77H201ZM239 78V79H238ZM256 78V79H255ZM223 79V80H222ZM226 79V80H225ZM234 79V80H233ZM254 79V80H253ZM183 80V81H182ZM195 80V79H194ZM196 80V81H197ZM200 80V79H199ZM202 80V79H201ZM219 80V81H218ZM225 80V81H224ZM233 80V81H232ZM238 80V81H237ZM245 80V81H244ZM249 80V81H248ZM252 80V81H251ZM179 81H181V82H179ZM185 81H187V80H185ZM231 81V82H230ZM244 81V82H243ZM257 81V82H256ZM195 82V81H194ZM193 82V83H194ZM205 82V84H203ZM214 82V83H213ZM217 82H219V83H217ZM221 82V83H220ZM228 82V83H227ZM243 82V83H242ZM254 82H256V83H254ZM172 83V84H171ZM190 83V82H189ZM198 83V82H197ZM226 83V85H224V84ZM230 83V84H229ZM238 83H239V85H238ZM263 85H262V84ZM180 84H182V86L180 87ZM185 84V83H184ZM199 84V83H198ZM207 84V85H206ZM227 84H229V85H227ZM252 84H254V85H252ZM262 86V87H260V85ZM190 85V86H191ZM249 85V86H248ZM250 85H252V86H250ZM175 86V85H174ZM178 86V85H177ZM223 86V87H222ZM226 86H227V88H226ZM214 87V88H213ZM237 87V88H236ZM242 87V88H241ZM256 87H258L260 90H261V92H260V90L258 89V88H256ZM170 88V87H169ZM221 88H223L222 90H221ZM244 88L245 89H247L246 91L244 90ZM262 88V89H261ZM179 89V90H180ZM231 89H233V90H231ZM259 90V91H257V90ZM168 90H170V89H168ZM183 89L181 90V92L182 91H184ZM206 90H208V91H206ZM217 90V91H216ZM240 90H242V91H240ZM254 90H256L258 93H260V94H258L257 95V93L255 94V96L257 95V97L256 98H259L260 96L261 97H263V98H261L260 97V102L261 103H259V100L256 102V103H254L256 106H257V104H258V107L256 108V106H255V108L253 107H249L248 105H249V102L250 103H252V99L250 100L249 99V96L248 95H250L252 92ZM262 90H263V92H262ZM177 91H178V89H177ZM206 91V92H205ZM227 91V93H224V92H226ZM230 91V92H229ZM232 91H233V93H232ZM256 91H254V92H256ZM171 92V91H170ZM169 92V93H170ZM179 92V91H178ZM178 92H176V93H178ZM205 92V93H204ZM220 94H219V93ZM254 92L252 93L253 95H254ZM168 93V91H167V94H169ZM191 93V94H190ZM193 93V94H192ZM204 93V94H203ZM239 93V94H238ZM249 93V94H248ZM179 94V96H180V93H178ZM187 94H189V98L187 99L186 98V96H188ZM196 94V95H195ZM203 94V95H202ZM224 94H226V95H224ZM248 94V95H247ZM172 95V94H171ZM171 95H169V96H171ZM214 97V102H213V99H212V96ZM224 95V96H223ZM253 95H251V97L250 98H253L252 96ZM206 96V97H205ZM208 96V97H207ZM215 96H218V99H216V97ZM235 96H239V97H237V99L236 100H234L233 98H236ZM244 96V97H243ZM248 96V97H247ZM259 96V97H258ZM173 97H175L174 98V100H173ZM199 97H201V98H199ZM246 97L249 99V101H248V99H247V101H245L246 100ZM171 97H169V99H170ZM177 98V95L176 96H173L172 95V98H171V101L173 100L174 101V106L175 105H177L178 103H176L175 104V100H177L176 99ZM255 97L253 98V100L254 99H256ZM179 99V98H178ZM187 99V100H186ZM196 99H198L197 101H196ZM210 99L212 100V102L214 103V105L212 104H210V106L212 107V111H211V107H210V112H208L207 110L209 109V108H207L206 106H207V103L208 102H210ZM185 100V101H184ZM200 100V101H199ZM216 100V101H215ZM229 100V101H228ZM226 101H227V103H226ZM233 101H235V102H233ZM241 101H242V103H241ZM177 102V101H176ZM185 102V103H184ZM255 102V101H254ZM197 103V107H196V111H195V104ZM211 103V102H210ZM221 103V104H220ZM262 103H263V105H262ZM172 104V103H171ZM170 104V105H171ZM209 104V103H208ZM235 104V105H234ZM253 104V103H252ZM251 104V105H252ZM189 105H193V107H194V113L193 114H191L192 113V110H191V112L189 113V114H187L189 111H190V108H191V106H189ZM195 105V106H194ZM206 105V106H205ZM220 105V106H219ZM226 105V106H225ZM247 105V106H246ZM190 108H189V107ZM214 106H216V107H214ZM218 106V107H217ZM222 106V107H221ZM252 106H254V105H252ZM178 107V108H177ZM204 107H205V109H204ZM228 107V108H227ZM242 107H244V109H246L247 108V112H244L243 110H241L242 112H244L241 116H242V119H241V117L239 116L240 114L239 113H241V111H240V109ZM248 107H249V111H248ZM261 107V108H260ZM167 108V107H166ZM165 108V109H166ZM184 108H185V114H186V116H185V114L183 113V110H184ZM214 108V109H213ZM233 108V109H232ZM239 108V109H238ZM203 109H204V111L207 113V116L209 115V118L206 116V118L208 119L207 121H209V119H210V125H209V123H207V121H206V123H205V125H207L206 127H207V129L205 130V129H202L203 131L205 130V134H204V137H202L203 135V133H202V131H199V130H201V129H199L198 130V128L199 127H201L202 125H201V122L202 123H204V120L203 119H206L205 118V116L203 115V113H205L204 111H203ZM218 109H219V111H218ZM256 109V110H255ZM168 110H167V112H168ZM180 110V111H179ZM201 110V111H200ZM216 110H217V112H216ZM233 111V110H235V111H233V114H232V112H230V111ZM238 110V111H237ZM166 111V110H165ZM257 111V112H256ZM258 111H259V113H258ZM153 112H154V115H153ZM167 112H165V114L167 113ZM201 112V113H200ZM214 112V113H213ZM230 112V113H229ZM239 112V113H238ZM176 113V114H175ZM181 113L182 114H184V116L185 117H187V115L189 116V117H187V118H183L182 120H185V122H183V124L182 123H180V122H182V120L178 123V120H179V116L178 115H181ZM222 113V114H221ZM249 114V116H247V115H244V114ZM257 113V114H256ZM262 113V114H261ZM190 114H191V116H190ZM232 115L231 117L229 116V115ZM236 114H239L238 116L236 115ZM254 114V115H253ZM151 115H153V116H151ZM244 115V116H243ZM261 115V116H260ZM174 116V118L172 119V117ZM181 116H183V115H181ZM203 116V117H202ZM214 116V117H213ZM216 116V117H215ZM253 116V117H252ZM176 117V118H175ZM196 117V118H195ZM201 117V118H200ZM238 117V118H237ZM248 117V118H247ZM217 118V119H216ZM232 118V119H231ZM243 118H245V119H243ZM144 119H141V120H143L144 121ZM181 119V118H180ZM188 119V120H187ZM198 119V120H197ZM200 119V120H199ZM216 119V120H215ZM225 119H227L228 120V123H227V120H225ZM235 119V120H234ZM202 120V121H201ZM229 120H231V121H229ZM238 120V121H237ZM243 120V121H242ZM247 120V121H246ZM197 121H198V123L201 125V126H198L199 124L197 123ZM221 121V122H220ZM225 121V122H224ZM141 122V121H140ZM139 122V123H140ZM152 122V123H151ZM196 122V125L198 126V128H197V131H196V127L197 126H195V128H194V126L193 125H195L194 123ZM231 124H230V123ZM234 122V123H233ZM239 122V123H238ZM242 122V123H241ZM257 122V123H256ZM176 123H178L179 124V127H177L178 126V124H177V126H176ZM221 123V124H220ZM227 123V124H226ZM141 124L143 125L144 123H142L141 122ZM149 124V125H148ZM193 124V125H192ZM229 125V127L230 128H228L227 126H224V128L222 127L223 125ZM145 125V124H144ZM169 125H170V127H169ZM182 125V126H181ZM184 125V126H183ZM205 125L203 124V126H204V128H206L205 127ZM208 125H209V127H208ZM219 125H221V126H219ZM234 125V126H233ZM237 125V126H236ZM257 125V126H256ZM160 126V127H159ZM181 126V127H180ZM187 126H188V128H187ZM255 126V127H254ZM261 126H262V128H261ZM153 127L151 128V130L153 129ZM159 127V128H158ZM172 127H174V130H175V127H177L176 128V131H174V130H170V132L172 131H174V132H176L175 133V135H174V132L173 133H171L173 136H175L174 138H173V136L171 137L172 138V140L170 139V135H169V132L167 131V130H169V128L170 129H173ZM222 127V128H221ZM254 127V128H253ZM182 128V129H181ZM192 128H194V129H192ZM215 128V129H214ZM217 128V129H216ZM222 129V132H224V134L222 133V132H219V130L218 129ZM225 128H226V130L227 131H225ZM235 128V129H234ZM245 128V129H244ZM163 129V130H162ZM187 129V130H186ZM192 129V130H191ZM254 129H256V130H254ZM186 130V131H185ZM191 130V131H190ZM194 130V131H193ZM224 130V131H223ZM231 130V131H230ZM251 130V131H250ZM147 131V132H146ZM166 131H167V133H166ZM179 131V132H178ZM182 131V133H180ZM197 133H196V132ZM206 131H208V132H206ZM229 131V132H228ZM255 131V132H254ZM199 132H201L202 134L200 135V133ZM212 132V133H211ZM226 132V133H225ZM231 132V133H230ZM249 132V133H248ZM259 132V133H258ZM147 133L149 134V135H147ZM153 133V134H154ZM183 133L184 134H188V135H190V133H191V135H192V137H194L195 138V140H196V137L194 136V133L195 134H197V135H199V140H200V138H201V142L199 143L200 144V149H198L199 148V145L196 147V145H197V143H195L196 141H194L193 139H192V137L191 138H186V136L184 135L183 136ZM221 133V135H219ZM230 135H229V134ZM169 135V136H167V135ZM181 134V135H180ZM236 134V135H235ZM262 134V135H261ZM118 135V134H117ZM140 135V137H137V136H139ZM166 135V136H165ZM214 135V136H213ZM227 135V136H226ZM249 135V136H248ZM151 136V137H150ZM201 136V137H200ZM210 136V137H209ZM232 136V137H231ZM237 136H238V138H237ZM130 137V138H129ZM165 137V138H164ZM167 137V138H166ZM214 139H213V138ZM225 137H226V139H225ZM231 137V138H230ZM245 137H247V138H245ZM118 138V139H117ZM168 138L170 139V141H168ZM179 138H182V140L181 139H179ZM189 139L190 140V142L193 140V142L196 144H194V143H192L191 145L189 144V143H187V147H185L186 149L188 148V145H190V146H194V147H192V148H194V151H192V150H190V151H192V152H187V150L186 151H184V152H187V153H191V155L190 156H193L192 158H190V156H189V158H187L186 160H184L183 159V161H185V162H182V163H186V162H189V161H187V160H192L194 157H196L197 159V161L195 160V158L192 160V162H191V164H189V165H184V167H186V169L184 168V170L183 171H185L186 170V172H191V170L190 171H188L189 170V167H191L192 168V172L191 173H193V174H190V177L192 178H190L188 175L186 176V178H183V177H181L179 180H177V182H176V184L178 183V181L179 182H181L180 183V185H184L183 186V191H182V186L180 187L181 188V191L180 190H178V189H176L177 187H178V185L176 186V188H175V186H173L172 187V185L170 184V183H168V184H170V185H168V186H166L165 184L168 182V180H166L164 177L165 176H167V175H162V182L160 181H158V174L160 173V171L162 170H164L165 171V168H168V167H165V165H163V164H166L168 161H167V159L169 158V156H170V154H171V157L172 158H170V161H172V159H173V153H174V155H175V153H176V146L179 144L180 145V140H181V146L180 147H182V143H183V140H186V139ZM210 138V139H209ZM236 138V139H235ZM153 139V138H152ZM167 139V140H166ZM177 141H176V140ZM197 139V140H198ZM211 139H213V140H211ZM233 139V140H232ZM240 141H239V140ZM134 140V141H135ZM156 140H153V141H155L156 142ZM203 140V141H202ZM210 142H209V141ZM227 140V141H226ZM229 140V141H228ZM235 140V141H234ZM254 140V141H253ZM179 141V142H178ZM187 141V140H186ZM207 141V142H206ZM224 141H225V143H224ZM243 141V142H242ZM120 142H121V146H119L120 145ZM133 142V141H132ZM169 142V143H168ZM172 142V143H171ZM178 142V143H177ZM189 142V141H188ZM197 142H199V141H197ZM204 142H206V143H204ZM229 142V143H228ZM248 142V143H247ZM107 142H103V145L104 146H108V144L110 143H107ZM136 143V142H135ZM186 143V142H185ZM201 143H202V145H201ZM218 143V144H217ZM222 143V144H221ZM140 144V145H139ZM143 144H144V146H143ZM223 144H224V146H223ZM229 144H231V145H229ZM242 144V145H241ZM246 144V145H245ZM257 144V145H256ZM127 145L129 146V147H127ZM151 145H152V147H151ZM154 145H157V144H154ZM166 145V146H165ZM174 145V146H173ZM209 145V146H208ZM245 145V146H244ZM262 145H263V147H262ZM189 146V147H190ZM242 146V147H241ZM256 148H255V147ZM119 148V149H118ZM126 148H127V150H126ZM165 148V149H164ZM217 148V149H216ZM230 148H231V150H230ZM245 148V149H244ZM114 149V150H115ZM130 149V148H129ZM178 149H180L179 147H178ZM183 149V148H182ZM190 149V148H189ZM222 149H224V151H222ZM244 149V150H243ZM257 149H258V151H257ZM118 150H120V151H118ZM154 150V151H153ZM161 150V151H160ZM170 150V151H169ZM197 150H199V151H197ZM153 153H152V152ZM170 152V153H168V152ZM175 151V152H174ZM179 151V150H178ZM183 151V150H182ZM182 151H180L181 153H182ZM197 151V152H196ZM207 151H209V152H207ZM221 151V152H220ZM226 151V152H225ZM253 151V152H252ZM193 152H195L194 154H193ZM203 152V153H202ZM237 152V153H236ZM145 153V154H146ZM159 153V155H157ZM165 153V154H164ZM167 153L169 154V155H167ZM178 153L179 152H177V156H178V158H179V155H178ZM207 153V154H206ZM238 153H240V154H238ZM253 153V154H252ZM257 153V154H256ZM131 154H132V156H133V158H132V156H131ZM184 154V153H183ZM189 154H187V155H189ZM206 154V155H205ZM226 154V155H225ZM262 154H263V156H262ZM134 155H135V157H134ZM143 157L144 158V160L146 161H143L142 160V162H140L141 160V157ZM157 155V157H156V159L154 158L155 156ZM165 155V156H164ZM184 155H186V154H184ZM214 155V157H212ZM234 155V156H233ZM239 155V156H238ZM248 156V157H247ZM256 156V157H255ZM131 157V159H129ZM137 157V158H138ZM163 157H165V158H167L166 160H165V158H164V160H163ZM205 157V158H204ZM231 157V158H230ZM252 157V158H251ZM110 158V159H109ZM136 160H135V159ZM175 158V157H174ZM177 158V157H176ZM175 158V159H176ZM178 158H177V160H178ZM222 158V159H221ZM113 160V163H112V160ZM129 159V160H128ZM154 159V160H153ZM179 159H181V158H179ZM210 159H212V160H210ZM108 160V161H107ZM131 160V161H130ZM135 160V161H134ZM140 160V161H139ZM149 160H152L151 161V164L149 163L150 161ZM162 160V161H161ZM174 160V159H173ZM149 161V162H148ZM242 161V162H241ZM246 161V162H245ZM135 162V163H134ZM153 162V163H152ZM165 162V163H164ZM174 162H176L177 163V161H174ZM259 162V163H258ZM262 162V163H261ZM120 163H122V164H120ZM128 163V162H127ZM133 163V164H132ZM137 163H139V164H137ZM161 163V164H160ZM172 163V162H171ZM220 163V164H219ZM108 164H111L110 166L108 165ZM125 164L127 165V167H126V169H124V171H123V169H122V167H125ZM131 164V165H130ZM155 164V165H154ZM170 163H168V165H169ZM173 164V163H172ZM178 165H179V162L177 163ZM177 164L175 165V167L177 166ZM247 164H249V165H247ZM261 164H263L262 166H261ZM106 165V166H105ZM108 165V166H107ZM123 165V166H122ZM143 165V166H142ZM145 165H146V167H145ZM148 165H149V168H150V170L151 169H153V170H151V171H149L148 170ZM152 165H153V168H152ZM160 165V166H159ZM161 165H163V166H161ZM183 165V164H182ZM191 165V166H190ZM244 165H246V166H244ZM252 165V166H251ZM256 165V166H255ZM106 167V168H104V167ZM167 166V165H166ZM170 166V165H169ZM259 166H260V168H259ZM101 167V168H100ZM119 167V168H118ZM137 167V169H133L132 170V168H136ZM160 167V168H159ZM171 167H174V165L172 166L171 165ZM178 167V166H177ZM176 167V168H177ZM202 167V168H201ZM235 167V168H234ZM239 167V168H238ZM255 167V168H254ZM262 167V168H261ZM104 168V169H103ZM114 168V169H113ZM129 170H128V169ZM140 168H142V171H141V169ZM144 168V169H143ZM147 168V169H146ZM159 168V169H158ZM175 168V169H176ZM188 168V169H187ZM190 168V169H191ZM242 168V169H241ZM101 169H103V170H101ZM138 169H140V171H141V173H139L140 171L138 170ZM177 169H179V168H177ZM251 169V170H250ZM255 169H256V171H255ZM260 169V170H259ZM107 170H108V173H107ZM111 170H113L112 171V173H111ZM118 170H120V171H118ZM128 170V171H127ZM131 170V171H130ZM145 170H147V171H145ZM160 170V171H159ZM173 170V176H174V174L176 173V171H174V168H172L171 169V171ZM182 170V169H181ZM235 170V171H234ZM239 170V171H238ZM122 171V172H121ZM130 171V172H129ZM139 173V175L141 176V179H139V175H138V178L136 179V178H134V176L136 177V174H137V172ZM149 171V172H148ZM164 171H163V173H164ZM183 171H182V173H183ZM206 171L208 172L207 173V175H206ZM234 171V172H233ZM101 172V173H100ZM110 172V173H109ZM120 172H121V174H120ZM133 172V173H132ZM136 172V173H135ZM146 172H148L149 174H147V175H145L146 174ZM175 172V173H174ZM117 173V174H116ZM127 173H128V175H127ZM131 173H132V175H131ZM162 173V174H163ZM168 173V172H167ZM180 173V171L178 172V173H176L175 175L177 176V174H179ZM260 173V174H259ZM78 173H76V175H74V177H72V179H75V180H77L76 178H77V175ZM104 174V176L102 177V175ZM108 174V175H107ZM115 174H116V176L117 177H115ZM135 174V175H134ZM165 174V173H164ZM187 174V173H186ZM232 174V175H231ZM259 174V175H258ZM106 175V176H105ZM113 175V176H112ZM124 175H127L126 177L124 176ZM182 175H184V174H182ZM195 175V176H194ZM84 176H86L85 178H84ZM108 176V177H107ZM154 177V179L152 180V178ZM159 176H160V174H159ZM164 176V177H163ZM169 176H171V174L169 175ZM176 176H174V177H176ZM184 176V177H185ZM197 176V177H196ZM130 177V178H129ZM143 177V178H142ZM215 177V178H214ZM104 178H106V180H103ZM116 178V179H115ZM120 178V179H119ZM133 178L134 179H136V180H140V185L138 186V189L140 190H138L137 189V191H139V192H141L142 191V194L141 193H133L132 192V190H134V192H135V190H136V188H134V185H132L131 183H133L134 182V180H133ZM158 178V179H157ZM170 178V177H169ZM173 178V177H172ZM179 178V176H177V179ZM189 178V179H188ZM197 178V179H196ZM234 179V180H232V179ZM238 178V179H237ZM260 178V179H259ZM91 179V180H90ZM100 179H101V181H100ZM114 179L116 180V184L115 183H112V181H114ZM123 179V180H122ZM155 179H156V181H155ZM171 179V178H170ZM187 179L189 180V182L187 181ZM208 179V180H207ZM214 179V180H213ZM112 180V181H111ZM147 181L148 180V182H150V183H148L147 182V184H146V182L144 183V181ZM163 180H164V182L165 181H167L165 184H163L162 185V183H163ZM89 181V182H88ZM127 181V182H126ZM195 181V182H194ZM198 183H197V182ZM91 182V183H90ZM93 182V183H92ZM100 182L102 183L100 186L98 185V184H100ZM106 182V183H105ZM124 182V183H123ZM126 182V183H125ZM159 182V183H158ZM170 182L171 183H175L174 182V180H173V182H172V180H170ZM186 182V183H185ZM188 182V183H187ZM192 182V183H191ZM203 182V183H202ZM205 182V183H204ZM104 183V184H103ZM128 183V184H127ZM135 183V182H134ZM136 183H138L139 184V182H137L136 181ZM135 183V184H136ZM158 183V184H157ZM230 183V184H229ZM96 184V185H95ZM115 184V185H114ZM124 184V185H123ZM146 186H145V185ZM176 184H174V185H176ZM201 184H203V185H201ZM228 184V185H227ZM87 185L89 186V188H87L86 189V187H87ZM92 185L93 186H95L94 188L92 187ZM102 185L105 187L106 186V189H102ZM156 185H158L159 186V190H160V194L159 193H157V192H159V190L157 189V187L158 186H156ZM225 185V186H224ZM115 188H114V187ZM123 186V187H122ZM131 186L134 188H132L131 189ZM136 186V185H135ZM144 186V187H143ZM164 186V187H163ZM166 186V187H165ZM170 186L172 187V190L174 191L175 189L176 190H178L179 192L178 193H174V196H175V194H177V195H179L181 192H184V194H185V190L187 191V192H189V193H186L184 196L185 197H187V198H189V200L188 201H190L189 203H187V202H183V201H186L185 199H183V203L181 202L180 203V200H179V198H176V200H175V197L174 198H172V196L170 197V196H168V192H170L171 193V188H170ZM195 186V187H194ZM221 186V187H220ZM98 187H101V189L99 188L98 189ZM120 187H121V190H120ZM137 187V186H136ZM142 187V188H141ZM190 187V188H189ZM225 187V188H224ZM231 188L230 190H229V188ZM3 187H1V189H2ZM70 189V191H68V192H70V193H72L71 191H72V189H71V187H69ZM150 188H151V190H150ZM162 188H164V191H165V193H164V191H163V189ZM166 188H170V189H167V190H165ZM174 188V189H173ZM179 188V189H180ZM204 189V191H203V189ZM258 188V189H257ZM0 189V190H1ZM96 189V190H95ZM113 189V190H112ZM126 189H127V191L129 190L131 193H129L128 194V192L126 191ZM145 189V190H144ZM153 189V190H152ZM197 189V190H196ZM226 189V190H225ZM3 190H4V188H3ZM48 189H46V191H47ZM77 190H79V189H77ZM102 190V191H101ZM109 190H112L113 191V193L112 192H109L108 193V198H103L104 196H102V201H105L106 203L107 202H109V204H106V205H108V207L106 206V205H101V203L102 204H105V202H101L100 203V201H99V198H100V200H101V195H104V192H106V191H109ZM117 190V191H116ZM150 190V191H149ZM192 190V191H191ZM193 190H194V192H193ZM17 191H19V190H17ZM73 191H74V188H73ZM76 191V190H75ZM86 191V192H85ZM104 191V192H103ZM122 191H123V193H122ZM147 191L148 192H152L151 194H149V195H147V205L145 206V203H146V201H144V199H145V195L147 194ZM209 191V192H208ZM83 192V191H82ZM92 192V193H91ZM98 192V193H97ZM101 192H103V194L101 193ZM118 192H120V193H118ZM126 192V193H125ZM146 192V193H145ZM168 194H167V193ZM220 194H219V193ZM0 193H1V191H0ZM19 193H20V191H19ZM18 193V194H19ZM96 193H97V195H96ZM218 193V194H217ZM226 193V194H225ZM2 194H4V192H2ZM1 194V195H2ZM72 194H74V193H72ZM89 194H91L90 196H89ZM95 194V195H94ZM116 194V195H115ZM131 194V195H130ZM139 194H141V195H139ZM159 194V195H158ZM163 196H162V195ZM165 194L167 195V198L165 197ZM213 194V195H212ZM229 194V195H228ZM5 195H6V193H5ZM125 195V197H126V195H129V196H127L126 198H125V200H124V198H123V196ZM151 195V201L148 199V197ZM161 195V196H160ZM173 195V194H172ZM186 195H189V196H186ZM55 196V197H54ZM93 196V197H92ZM116 196V197H115ZM121 196H122V198H121ZM134 196V197H133ZM139 196H141V198H139ZM180 196V198L182 199V197H181V194L179 195ZM183 196V195H182ZM193 196V197H192ZM216 196V197H215ZM262 195H258V197H261ZM1 197V196H0ZM109 197H111L110 198V200H109ZM114 197V198H113ZM133 197V199H135L136 197H138L136 200H138V204H140V202L142 203V205L140 206L143 210L141 211V212H143L144 213V211L146 212L145 214L146 215H151V213H156L157 212V210H159L160 209V207L161 206H159V208H156L155 210L156 211H154V209H150L151 208V206H152V204H154V206L155 207H157V201H158V199H156L155 200V198H157V197H160V199L163 197L164 198V200H166V199H168V201L169 200H172L173 202L174 201H176L175 203H177V202H179V205H183V207H181V206H179L178 207V205H174V203H172L171 201H170V203L168 202V203H166V201L164 202L165 204H167V206L166 205H164V206H166V207H168L169 208V206L170 207H172V212H175L176 210H178L179 212H175L176 214L175 215H177V216H175L174 214V216L176 217V219L173 221V222H169L168 223V219L165 221L164 220V218H167L168 217V215L169 214H171L172 212H170L169 214H167V217H164V216H166V215H164L165 213H167V211H165V209H163V207L161 208L162 210H164L165 212H162V213H164V214H162V217H160L159 218V216H161V214H159V216L157 215L158 213H160V212H158L157 214H156V216H155V214L153 215L152 214V216L154 217L155 216V220H154V218L152 219V217L150 218L149 216H146L147 218H149L148 220H146L147 218H145V216H144V219H143V214L142 213H140V214H142V216H141V219H140V214L139 213H137V216L139 217H136V222L134 223H132L131 222V219L132 218H129V217H131V216H128L129 215V213H126L127 211H125V213H126V215H125V218H123V221H124V219L126 220V222H127V219H126V216H128V222L129 223H127V224H123L122 225V227L124 228V229H122L121 228V231L119 230V228L117 227V226H119V224H115L114 222L116 221V219L113 221H111L110 222V224H111V227H110V233H111V229L113 228V230H115V228L117 227L118 228V230L120 231L118 234L120 235L119 237H120V241L122 240V242H124V243H122L121 242V245L119 244V243H117L116 241L119 239L118 238V234L116 235V237H115V232L113 231L112 233H114L113 235H111L110 236V233H109V235L108 236H110V238L108 237V239L106 240L105 238V240L106 241H103L104 239H102V241H103V243H104V245L102 244V243H100V241H101V238L102 237H104V236H107V234H106V231L107 230H105V227H109L110 225H109V220L111 219V218H115V213L117 214V216H119V213L121 214V215H124L125 213H124V211H121V212H119L120 210H118L119 208H116V206H119V202L121 203V204H123V205H125V203H126V201L128 202V203H132V202H134V200H132V202L131 201H129V198H132ZM170 197V198H169ZM185 197H183V198H185ZM253 197L254 198H256L255 200L253 199ZM263 197V196H262ZM4 198V197H3ZM93 198H94V200H93ZM128 198V199H127ZM235 198V199H234ZM239 198V199H238ZM5 199H6V197H5ZM80 199V200H79ZM106 199H107V201H106ZM120 199V200H119ZM122 199V200H121ZM127 199V200H126ZM177 199L179 200V201H177ZM213 199V200H212ZM258 199H260V198H258ZM0 200H2V198L0 199ZM98 200V201H97ZM109 200V201H108ZM114 200V201H113ZM141 200H143V201H141ZM163 200V201H164ZM226 200V201H225ZM239 200V201H238ZM262 200H264V198H262ZM261 200V201H262ZM3 202H5V200H2ZM152 201H153V203H152ZM154 201H155V203H154ZM162 201V200H161ZM162 201V202H163ZM215 201V202H214ZM231 201V202H230ZM238 201V202H237ZM250 201V202H249ZM96 202V203H95ZM97 202H99L98 204H97ZM112 204H111V203ZM160 202V201H159ZM161 202V203H162ZM230 202V203H229ZM240 202H242L241 204H240ZM263 202V201H262ZM37 203V202H36ZM51 205H50V204ZM70 203V202H69ZM94 203H95V206H94ZM113 203H114V205H113ZM151 203V204H150ZM249 204V203H252L250 206V209H249V205H247V204ZM3 205H4V203H2ZM5 204H7L6 202H5ZM43 204H46L45 202L43 203ZM42 204V205H43ZM66 204V206H67V204L68 203H65ZM76 204V205H75ZM120 204V205H121ZM127 204V203H126ZM133 204V203H132ZM136 204H137V202H136ZM135 204V205H136ZM138 204L136 205V206H138ZM150 204V205H149ZM178 204V203H177ZM20 205V204H19ZM35 206L37 205V204H34ZM34 205H32L33 206V214H34V211H35V209L34 208H36V209H39V208H37V207H34ZM61 205H62V207H61ZM97 205H100V208H99V206H98V210H97V208H96V206ZM116 205V206H115ZM129 205V204H128ZM128 205H126V206H124V210L126 209L125 207H127ZM131 205V204H130ZM130 205L128 206V209L127 210H129V208H130ZM169 205V206H168ZM211 205V206H210ZM237 205V206H236ZM244 205V206H243ZM257 205V204H256ZM258 205V206H259ZM2 206V205H1ZM6 206H8V204L6 205ZM31 206V205H30ZM31 206V207H32ZM44 206V205H43ZM42 206V207H43ZM46 206V205H45ZM69 206V205H68ZM68 206H67V208H68ZM103 206V207H102ZM111 206V207H110ZM113 206H114V208H113ZM133 206H134V204H133ZM136 206H134V207H136ZM153 206V207H154ZM213 206V207H212ZM243 206V207H242ZM16 207V206H15ZM23 207L26 209V210H28L29 209V207H28V209H27V205L26 206H24L23 205ZM53 207V208H54ZM63 207H65V208H63ZM88 209H87V208ZM90 207V208H89ZM106 207V208H105ZM132 207V206H131ZM146 207H147V209H146ZM149 207V208H148ZM152 207V208H153ZM154 207V208H155ZM212 207V208H211ZM231 207L233 208V209H231ZM247 207V208H246ZM254 208H255V206H253ZM2 208H4V207H2ZM7 207H5V209H6ZM18 208V207H17ZM16 208V210H18ZM24 208H22L21 210L19 209L18 210V214H19V211H21V212H23L22 210H25ZM45 208V211H46V208L47 207H44ZM44 208H42V209H44ZM50 208V207H49ZM94 208H96V209H94ZM103 208V209H102ZM108 208L109 209H111L110 211L108 210ZM176 209V210H174V209ZM225 208V209H224ZM254 208H252V209H254ZM258 208H261V206L260 207H258ZM257 207L255 208V210L256 209H258ZM51 209V208H50ZM73 210L72 211V215H69V214H71V213H68L69 211H71V210ZM83 209H84V211H83ZM85 209H87L89 212H87L86 213V211H85ZM93 209H94V211H93ZM120 209L122 210L123 209V206L121 207L120 206ZM136 209H137V207H136ZM140 208H138L137 210H139ZM149 209L151 210V211H154V212H151V211H149ZM222 209H224V210H222ZM229 209V210H228ZM249 209V210H248ZM15 211V208L14 209H12V210H10L9 211V208H7V211L8 212H11V213H9V214H13L12 213V211ZM30 210H32V208L30 209ZM66 210V212L68 213H66L65 212V214H64V211ZM105 210H107V211H105ZM118 210V212H116ZM167 210V209H166ZM170 210V209H169ZM168 210V211H169ZM183 210H184V212H183ZM248 210V211H247ZM255 210H252L253 212L255 211ZM258 210H260V209H258ZM0 211L4 214V209H1L0 208ZM6 211V213H5V215H6V217H7V214H8V212ZM13 211V212H14ZM57 211V210H56ZM79 211H81L82 213V215L80 214V212ZM92 211H93V213H92ZM111 211H112V213H111ZM131 211V210H130ZM139 211V212H140ZM148 211L149 212H151V213H148ZM180 211H182L181 213H180ZM227 211V212H226ZM247 211V212H246ZM252 211H251V214H252ZM262 211V210H261ZM20 212V214H21V217H22V213ZM28 212H29V210H28ZM28 212H27V215L26 216H28ZM37 212V211H36ZM35 212V213H36ZM38 212H39V210H38ZM105 212H107V213H105ZM114 212V213H113ZM15 214H13L12 216L14 217V218H17L16 217V215H17V213H16V211L14 212ZM25 213V212H24ZM30 213H31V211H30ZM30 213H29V216H30ZM31 213V214H32ZM63 213V214H62ZM101 213V214H100ZM104 213H105V215H104ZM109 213H110V215L112 216V217H110V215H109ZM124 213V214H123ZM131 213V212H130ZM134 213H135V211H134ZM133 213V215H135L136 216V214H134ZM262 213V212H261ZM263 213H264V208H263ZM1 214V213H0ZM53 214H55L58 218H57V220L54 218V217H56V216H54ZM61 214H62V216H61ZM226 214V215H225ZM250 214V213H249ZM254 214H256V213H254ZM4 215V216H5ZM11 215H8V217L10 216L11 217ZM15 215V216H14ZM24 216V219L26 218L25 217V214H23ZM34 215H39V214H34ZM33 215V216H34ZM64 215H69L70 217H68V216H66L67 218H69L67 221L65 220L66 219V217L63 219V217H64ZM90 215H92V216H90ZM172 215V214H171ZM181 215V216H180ZM244 215V216H243ZM247 215H248V217H247ZM257 215H259V213L257 214ZM262 215V214H261ZM3 216V215H2ZM2 216H0V225H1V222H2V224H6L7 222H8V220L6 219V217H2ZM18 216V215H17ZM32 216V215H31ZM40 216V215H39ZM54 216V217H53ZM96 216H98V217H96ZM104 216V217H103ZM107 216H109V217H107ZM158 216V218H156ZM173 216V217H174ZM179 216V217H178ZM221 216V217H220ZM251 216H253V214L251 215ZM263 216V215H262ZM2 217V218H1ZM23 217H22V219L21 220H24L23 219ZM41 217H43V215L41 216ZM44 217H45V215H44ZM71 217H72V219H71ZM73 217H75V218H73ZM120 217L121 216H119V217H116V218H119V219H117V221L119 220V222L121 223V222H123L122 221V219H121V221H120ZM133 217V219L132 220H134V216H132ZM224 217V218H223ZM246 219H245V218ZM14 218L12 219V221L14 222V223H18L19 225L18 226H21L22 225V223L24 222L25 223V221H23V222H21V225H20V223L18 222V220L16 221H14ZM18 218H19V220H20V217L18 216ZM106 218H109V219H106ZM113 218V219H114ZM122 218V217H121ZM138 218V219H137ZM163 218V219H162ZM169 218V217H168ZM242 218V219H241ZM263 218V217H262ZM262 218H261V220H262ZM1 219H3L2 221H1ZM9 219V218H8ZM33 219V218H32ZM34 219H35V217H34ZM42 219H44V220H42ZM59 219H61V220H59ZM62 219L65 221L64 223H62L61 221H62ZM81 220L83 223H80V221L79 220ZM107 220L106 222H107V225H106V223H103L102 221L103 220ZM143 219V220H142ZM156 219H158L159 220V223L158 224H161V223H163L162 225V227H159V226H161V225H157V227L155 226L154 227V230L152 231V229H153V226L154 225H152V227L149 225V223L151 224V223H153V224H156L157 222H156ZM170 219V218H169ZM219 219V220H218ZM226 219V220H225ZM241 219V220H240ZM250 219H252V218H250ZM254 219H255V217H254ZM254 219H253V221H254ZM258 219V218H257ZM260 219V218H259ZM258 219V220H259ZM11 220V219H10ZM36 220V219H35ZM58 220H59V223H58ZM72 221V224H73V222L75 223V224H77L78 222L77 221H79V223H78V225H77V227L78 228H76L75 227V224H73V225H71V222H70V224H69V222L68 221ZM98 220H102L101 222L104 224L103 226H102V223L100 224L99 222L100 221H98ZM137 220L139 221V223L137 222ZM140 220L142 221V222H140ZM151 220H153V222H151ZM165 221V222H163V221ZM172 220H173V218H172ZM171 219L169 220V221H172ZM240 220V221H239ZM244 220V221H243ZM248 220V219H247ZM260 220V225L259 226H263V221H264V219H263V221H261ZM5 221H7V222H5ZM46 221V222H45ZM54 221H56L55 223H54ZM98 221V222H97ZM143 221H145L144 223H143ZM146 221H148V222H146ZM244 222L242 225L243 226H241V224L240 223H242V222ZM250 221V220H249ZM77 222V223H76ZM97 222V223H96ZM130 222L132 223V224H135V225H132V224H130ZM254 222H256V221H254ZM10 223H11V221H10ZM17 223L14 225V230H19V227L17 226ZM61 223V224H60ZM124 223V222H123ZM165 223H167V228L165 227L166 225H165ZM183 223V224H182ZM237 223H238V225H237ZM11 224H13V223H11ZM56 224H57V226H56ZM86 224V225H85ZM114 224H115V227H114ZM129 224H130V226H129ZM3 225V226H4ZM8 225H9V223H8ZM53 225V226H52ZM60 225V226H59ZM62 225V226H61ZM66 225H67V228H69V226H72V227H75L76 228V230H74L72 227H70L71 228V232H72V234H69V236H67L68 234V232H69V230L67 229L66 230ZM90 225H91V227H90ZM96 225H97V227H98V225L100 226H102L104 229L102 230V228L100 227H98V228H96V231L94 230V232H93V230L92 229H94L95 227H96ZM124 225H127L126 226V229H125V226ZM147 225H148V227H147ZM237 225V226H236ZM251 225V226H252ZM258 224H255V226H257ZM12 226V225H11ZM23 226H24V224H23ZM35 226H37V228L35 227ZM55 227V228H53V230L51 229L52 227ZM120 226H121V224H120ZM239 226V227H238ZM259 226H257V228L259 227ZM18 227V228H17ZM22 227V226H21ZM31 227V228H30ZM46 227V228H45ZM58 229H57V228ZM87 227H89V229H91L92 230V234H91V230H89V233H88V229H87ZM128 227V228H127ZM131 227V228H130ZM150 227H151V229H150ZM240 227H242V229L240 228ZM253 227H254V225H253ZM5 228H7V226H5ZM9 228H10V226H9ZM23 228V227H22ZM22 228H20V229H22ZM116 228V229H117ZM157 228L159 229V232L157 231ZM236 228H239V229H236ZM252 228V227H251ZM256 228V227H255ZM262 228H264V227H262ZM0 229H2V225H1V227H0ZM26 229V228H25ZM64 229V230H63ZM73 229V230H72ZM87 229V230H86ZM97 229H98V231H97ZM106 229H108V228H106ZM234 229H235V231L237 232V233H235V235H236V237H238V238H234L236 241L238 240V243L236 242L235 244H234V240L233 241H230L229 239H231V237H232V235H231V233L232 234H234L233 232H235L234 231ZM241 229V230H240ZM11 230L12 231H14L13 230V226H12V228H11ZM11 230H9L10 232H11ZM17 230V231H18ZM37 230V231H36ZM42 230V231H41ZM63 230V231H62ZM86 230V234L88 233L89 235H84V231ZM135 230V231H134ZM163 230V231H162ZM16 231V232H17ZM20 231V230H19ZM30 231V230H29ZM52 231V232H51ZM100 231H102V233L100 232ZM180 233H179V232ZM1 232V231H0ZM22 232V231H21ZM34 232V233H33ZM71 232H69V233H71ZM84 232V233H83ZM100 234H99V233ZM108 232V231H107ZM150 232V233H149ZM174 234H173V233ZM246 232V233H245ZM253 232H254V234H253ZM80 233H82L84 236H86V238L88 237L89 238V236L91 235H93L92 237H90L88 240L87 239H83V235L82 234H80ZM94 233V234H93ZM99 235H98V234ZM117 233V232H116ZM125 233V234H124ZM2 234L4 235V236H2ZM10 236V237H8V235ZM22 234V235H21ZM23 234L25 235V236H23ZM30 234V235H29ZM100 236V238L97 236ZM102 234H104L102 237H101V235ZM124 234V235H123ZM172 234V235H171ZM177 234V235H176ZM15 235V236H16ZM33 235V236H32ZM72 235V236H71ZM73 235H75V236H73ZM77 235V236H76ZM80 235V236H79ZM121 235H123V236H121ZM133 235H134V237H133ZM176 235V236H175ZM235 235H233V237H235ZM247 235H249V236H246ZM253 237H252V236ZM6 236V237H5ZM20 236V237H19ZM96 236V237H95ZM157 236V237H156ZM247 238H245V237ZM19 237V239H17ZM32 237V238H31ZM114 237V238H113ZM122 237H123V239L125 240V241H123V239H122ZM126 237H127V239H126ZM128 237H129V239H128ZM172 237H175L174 239L172 238ZM230 237V238H229ZM232 237V238H233ZM3 238H5L4 240H3ZM9 238V239H8ZM12 238H14L13 240H12ZM24 238V239H23ZM37 238V239H36ZM79 238V239H78ZM99 238V239H98ZM177 238V239H176ZM229 238V239H228ZM242 238H244V239H242ZM252 238V239H251ZM81 239H83V240H81ZM111 239H113V241H111ZM132 241H131V240ZM171 239V240H170ZM240 239H242L241 241V243H239V241H240ZM15 240H16V242L18 243H16L15 242ZM84 240H87V241H85L84 243L85 244H83V241ZM97 240L99 241V244H96L95 242H97ZM243 240H245V241H243ZM13 241L16 243V245H13L12 246V244H13ZM82 241V242H81ZM101 241V242H102ZM108 241V242H107ZM119 241V242H120ZM127 241V242H126ZM164 241H166V243L164 242ZM220 241H221V243H222V245H221V243H220ZM258 241V242H257ZM96 244H94V243ZM106 242H107V244H106ZM116 242V243H115ZM131 242H133V243H131ZM172 242V243H171ZM233 242V243H232ZM14 243V244H15ZM164 243V244H163ZM81 244V245H80ZM83 244V245H82ZM168 244V245H167ZM212 244H214V246L212 245ZM215 244H217V246L215 245ZM220 244V245H219ZM72 247H71V246ZM89 245V246H88ZM94 245V246H93ZM101 245H103V248H104V250H103V248H102V246ZM110 245H113V246H110ZM210 245V246H209ZM227 245H229V246H227ZM236 247H235V246ZM106 247V249H105V247ZM110 246V247H109ZM118 247L117 249L115 248V247ZM155 246V247H154ZM165 248H164V247ZM211 246H212V248H211ZM216 246V249L214 248ZM238 246V247H237ZM4 247V248H3ZM17 247V248H16ZM69 247H71V248H69ZM96 247V248H95ZM160 247H162L161 249H160V252H159V248ZM170 247V248H169ZM230 247V248H229ZM241 247V251L239 250V248ZM255 247H258L257 249L255 248ZM261 249H260V248ZM3 248V249H2ZM94 248H95V251H94ZM243 248V249H242ZM246 250H245V249ZM248 248V249H247ZM254 248V249H253ZM17 249V250H16ZM79 249V250H78ZM92 249V250H91ZM100 249H102V250H100ZM166 249H168V250H166ZM212 249H215V250H212ZM223 250L222 251V253H221V251H219L218 253H217V250ZM260 249V250H259ZM73 250V251H72ZM114 250L117 252L116 254H119V255H115V257H114ZM224 250H226V251H224ZM243 250V251H242ZM110 253H109V252ZM158 251V252H157ZM205 251V252H204ZM7 252V253H6ZM108 252V253H107ZM228 252V253H227ZM231 252V253H230ZM241 252V253H240ZM242 252H243V254H245V256L247 257H245L243 254H242ZM100 253V254H99ZM155 253V254H154ZM164 253V254H163ZM220 253H221V255H220ZM230 253V254H229ZM107 254V255H106ZM141 254V255H140ZM214 256H213V255ZM224 254H226V255H224ZM233 254V255H232ZM239 254V255H238ZM248 254V255H247ZM249 254H254V255H249ZM256 254H261L262 256H260V255H256ZM99 255L101 256V257H99ZM105 255V256H104ZM228 255H230V259L232 258V262L230 263L228 260V258H229V256ZM122 256V257H121ZM142 258H141V257ZM226 256V257H225ZM231 256H233V257H231ZM236 256H237V258L239 257L240 258V262L237 260V258H236ZM248 256H250V257H248ZM257 256H260V257H258L257 259L256 258H254V257H257ZM88 257L90 258L89 260L91 261H88ZM103 257V258H102ZM117 257V258H116ZM198 257H200V258H198ZM244 257L247 259V260H245L244 259ZM86 258V259H85ZM122 258H124V259H122ZM153 258H155V259H153ZM195 258H196V260H195ZM226 258V259H225ZM253 259L254 261L252 262V260L251 259ZM2 259V260H1ZM85 259V261L83 262V260ZM139 259V260H138ZM152 259V260H151ZM213 259V260H214ZM220 259H221V261H220ZM228 259V260H227ZM234 259H236V261L234 260ZM251 261H249V260ZM256 259V260H255ZM119 260H120V262H119ZM203 260H205L204 262H203ZM194 261H196V262H194ZM202 262V263H200V262ZM238 261V262H237ZM90 262V263H89ZM93 262V263H92ZM215 262V261H214ZM216 262L214 263V264H216ZM220 262V263H219ZM206 263V264H207ZM213 263V262H212ZM226 263V264H227ZM209 264V263H208Z\"/></svg>",
	"mask_w": 264,
	"mask_h": 264
}]
</instances>
